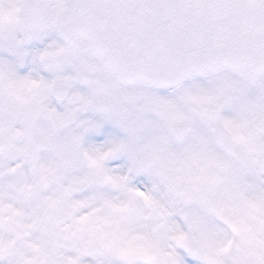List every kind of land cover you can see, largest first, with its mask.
<instances>
[{
    "label": "snow or ice",
    "instance_id": "1",
    "mask_svg": "<svg viewBox=\"0 0 264 264\" xmlns=\"http://www.w3.org/2000/svg\"><path fill=\"white\" fill-rule=\"evenodd\" d=\"M0 264H264V0H0Z\"/></svg>",
    "mask_w": 264,
    "mask_h": 264
}]
</instances>
